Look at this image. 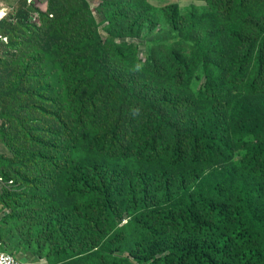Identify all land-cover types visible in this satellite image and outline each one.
<instances>
[{
	"label": "trees",
	"instance_id": "16d2710c",
	"mask_svg": "<svg viewBox=\"0 0 264 264\" xmlns=\"http://www.w3.org/2000/svg\"><path fill=\"white\" fill-rule=\"evenodd\" d=\"M99 1L98 20L92 0L0 20L29 48L2 33L18 63L0 73V171L24 189L0 193L1 246L18 235L50 264H264V0ZM144 31L143 63L118 40Z\"/></svg>",
	"mask_w": 264,
	"mask_h": 264
},
{
	"label": "rangeland",
	"instance_id": "374dc122",
	"mask_svg": "<svg viewBox=\"0 0 264 264\" xmlns=\"http://www.w3.org/2000/svg\"><path fill=\"white\" fill-rule=\"evenodd\" d=\"M35 1V5L37 6V8L46 11V9H48V0H34ZM97 1V0H96ZM99 1V0H98ZM100 2V1H99ZM150 3L156 7H164L167 6L169 4H177L179 6V8L183 9L186 7H189L190 5H195L198 8H201L203 6H205V1L203 0H150ZM100 8L97 7V9ZM101 17V15H100ZM104 17L107 18V20H110L105 28H102L104 31H109V32H114V21L111 18V14L109 13V11L107 12V10H104ZM100 19V18H99ZM98 20V19H97ZM12 30V32L10 30H7V28H9ZM160 28H163V24L162 22L160 23ZM1 29V33H5L6 31L8 32L6 35L9 36V39L12 41L13 46L17 49V52L19 55H22L23 53H27L28 51V44L26 41H24V37H23V41L16 43V38L18 36H16V33L19 32V30L14 31V29L12 28V26L9 25H5L4 27L0 28ZM24 30V28H20V32L19 34H21V31ZM159 30V29H157ZM156 30V31H157ZM154 31V32H156ZM154 32H147L144 31L142 33V35L140 37L137 38H121L118 41L119 42H128V43H133L137 46V58L139 61L141 62H145L147 59V56H149V52H147V50L150 48V46H152L153 44L151 43V39H152V34ZM18 35V34H17ZM30 36V35H29ZM28 36V37H29ZM167 36V38H170V35H165ZM22 37V36H21ZM160 40H161V30H159V34L157 36ZM155 51V47L153 46V49L151 51L154 52ZM6 63L15 66L18 63V59H12L11 57H7V56H2L0 55V73H4L3 75L6 74V70H7V66ZM202 83V81L200 82V84ZM199 87V86H198ZM1 138V136H0ZM0 154L6 155V156H10V152L8 151V149L5 147L4 144H2L1 139H0ZM14 188L19 192L21 190H23L24 188H20L19 187V183H16V179H15V185ZM6 189L5 186H0V193H2L4 190ZM9 189V188H7ZM1 203V202H0ZM12 214V211L6 207L3 206L2 204H0V230L2 228H5V225L3 224L4 219L8 216ZM3 240H6L7 242L4 244ZM1 240L2 241V249L8 251V252H12L13 254L17 255L19 258L22 259H28L30 261H38V257L41 258L43 257V259L41 260H45L44 258H48L47 257V253L46 252H41V250H39L36 245H30L28 244L25 239L23 237H19L18 235H14V239H11V235L6 234L4 236V239ZM18 242H23L22 245H19ZM29 261V262H30ZM28 262V261H27Z\"/></svg>",
	"mask_w": 264,
	"mask_h": 264
},
{
	"label": "built area",
	"instance_id": "2783aa9c",
	"mask_svg": "<svg viewBox=\"0 0 264 264\" xmlns=\"http://www.w3.org/2000/svg\"><path fill=\"white\" fill-rule=\"evenodd\" d=\"M27 2L28 4H31V5L35 3L34 0H27ZM34 6L36 5L34 4ZM99 6H100V2L98 0L97 1L92 0L91 12H92V15L96 18H99L100 16L99 11H98L99 8L97 9V7ZM39 19H40L39 13L35 11L32 12L31 17H30V23L40 25ZM0 41L7 42L8 41L7 36L0 33ZM2 185L5 186L6 188L11 189L12 187L14 188L15 182L14 180H5L0 171V186ZM0 264H50V263L47 260H41V259L36 262L22 261L18 258L17 255L3 250L1 247V242H0Z\"/></svg>",
	"mask_w": 264,
	"mask_h": 264
},
{
	"label": "crops",
	"instance_id": "0c3cea01",
	"mask_svg": "<svg viewBox=\"0 0 264 264\" xmlns=\"http://www.w3.org/2000/svg\"><path fill=\"white\" fill-rule=\"evenodd\" d=\"M25 1L26 0H0V9L7 10V14L15 12V14L19 17L22 12L21 8L27 9Z\"/></svg>",
	"mask_w": 264,
	"mask_h": 264
},
{
	"label": "clouds",
	"instance_id": "9594fccd",
	"mask_svg": "<svg viewBox=\"0 0 264 264\" xmlns=\"http://www.w3.org/2000/svg\"><path fill=\"white\" fill-rule=\"evenodd\" d=\"M6 15H7V10L0 9V20H3ZM99 18H100V16H99ZM99 18H97V19H99Z\"/></svg>",
	"mask_w": 264,
	"mask_h": 264
}]
</instances>
